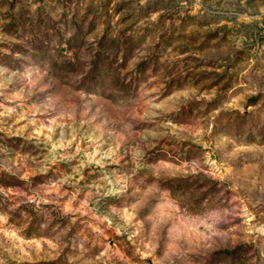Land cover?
I'll return each instance as SVG.
<instances>
[{"label":"rangeland","instance_id":"374dc122","mask_svg":"<svg viewBox=\"0 0 264 264\" xmlns=\"http://www.w3.org/2000/svg\"><path fill=\"white\" fill-rule=\"evenodd\" d=\"M0 264H264V0H0Z\"/></svg>","mask_w":264,"mask_h":264}]
</instances>
